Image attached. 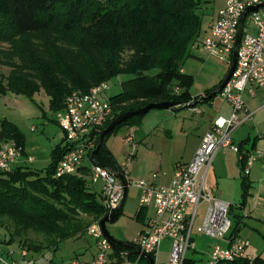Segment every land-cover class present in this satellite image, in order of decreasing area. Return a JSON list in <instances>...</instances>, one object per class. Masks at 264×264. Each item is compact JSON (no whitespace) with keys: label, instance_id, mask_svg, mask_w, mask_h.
<instances>
[{"label":"trees","instance_id":"16d2710c","mask_svg":"<svg viewBox=\"0 0 264 264\" xmlns=\"http://www.w3.org/2000/svg\"><path fill=\"white\" fill-rule=\"evenodd\" d=\"M199 5V0H0V45L18 36L58 27L76 31L91 43L89 52L82 53L83 65L64 67L55 60L54 67L53 63L38 60L30 68L36 81L31 76L11 75L7 82L0 80V95L12 91L32 98L43 88L50 98V109L58 112L65 107L66 97L73 91H89L125 75L122 92L110 99L114 115L99 136L120 114L152 102L177 101L180 104L173 110H179L193 100L195 107L204 96L191 94L194 76L184 71L183 64L193 55L190 48L201 35ZM62 9L65 12L61 13ZM64 15L66 20H62ZM219 84L206 91L205 101L214 98L209 95ZM143 117L129 118L113 131L125 124L140 125ZM111 133L93 159L117 168L119 165L105 143ZM6 139L15 140L23 147V133L17 125L4 120L0 141ZM68 149L64 139L55 148L53 162L44 173L28 166L0 171V225L10 234L8 243L18 237L23 249L40 251L41 244L26 236L30 230H36L47 236L50 248H55L61 240L84 233L94 220L105 216L102 193L93 191L89 184V166L84 165L78 173L57 175L58 164ZM242 187L239 208L244 207L251 187L248 175L243 176ZM123 205L115 212L114 219L122 212ZM240 217L234 216L233 236L241 231ZM115 242L116 248L133 251L132 241ZM137 257L129 254L130 259ZM146 264H149L147 259ZM184 264H197V260L188 257ZM230 264H264V258L261 255L241 257Z\"/></svg>","mask_w":264,"mask_h":264},{"label":"rangeland","instance_id":"374dc122","mask_svg":"<svg viewBox=\"0 0 264 264\" xmlns=\"http://www.w3.org/2000/svg\"><path fill=\"white\" fill-rule=\"evenodd\" d=\"M95 1L107 2V0ZM199 1L198 13L202 18V28L198 40L206 35L210 22L225 6L227 0ZM60 12L65 11L62 9ZM65 16L62 20H66ZM194 44L190 48L193 55L185 59L183 69L194 76L190 91L193 96H199L219 84L225 78L230 66L228 62L209 55L201 48H195ZM90 47V40L82 38L76 31L65 30L64 27L18 36L0 45V80L7 82V78L11 75L25 78L35 76L30 68L38 60L46 64L53 63L54 67L55 60L64 67L83 65L82 53L89 52ZM125 56L127 57V52ZM31 79L35 80L33 76ZM124 79L126 76L120 75L107 81L109 88L104 93V98L111 99L122 92ZM253 88L256 92L254 96L248 92L243 94L252 118L240 126L233 137L237 145L246 140L244 146L249 147L253 153H259L264 150V87ZM221 107H223L222 112ZM196 108L201 111H196ZM227 109L228 106L220 93L209 101L198 103L195 107H184L179 110L152 109L144 115L140 125L125 124L106 138V146L112 152L116 163L128 173V182L131 183L127 188L122 212L114 220L107 222V229L115 240L133 241L143 228L144 219L152 212L149 208L143 209L142 214H139L142 209V189L137 187L135 182L142 177L152 178L154 173L160 176L166 170L175 171L178 165L193 155L202 129L211 119L226 113ZM4 120L17 125L23 133L25 153L18 165L41 170L44 173V169L53 162L55 148L65 139V133L56 121V112L50 109V98L44 89H40L32 98L12 91L0 95V127ZM130 134L135 136L138 147L129 161L131 146L126 143V138ZM8 140L12 141L6 139ZM218 156L219 160L213 161L207 182L213 188L215 195L233 203V211L230 214L232 221L235 215L241 216L239 236L250 242L248 255L252 257L261 255L264 258V213L253 211L250 203L258 192L264 194V171L261 169L256 172L252 167V173L249 174L252 186L248 192L252 194L249 195L244 207L239 208L237 204L243 199L242 180L246 175L244 164L240 165L238 153L232 149L221 150ZM31 157L34 158L32 162L28 161ZM84 164L91 167L93 162L87 158ZM124 164H128V167ZM255 164L262 162L257 161ZM89 184L93 191L100 194L103 187L102 180L93 181L89 178ZM259 204L264 208L263 200L259 201ZM205 210L206 204L201 203L194 227L193 243L196 247L195 249L191 247L187 253L189 258L197 260V264H201L208 257L210 246L218 241L197 230L202 224ZM82 218L92 220L87 216ZM26 236L31 241L41 244L40 251L28 250V257L33 260L32 264H66L73 259L88 261L92 253L97 250L96 239L87 231L61 240L55 248L48 246L47 236L43 232L30 230ZM9 237L8 230L0 225V251L12 254L11 259L19 262L22 260L23 251L20 239L17 237L15 242L8 243L6 241ZM171 243V239L162 242L158 254L160 263L169 260ZM113 251L115 254V250ZM142 258L134 259L136 264H146V258ZM20 264L28 263L22 261Z\"/></svg>","mask_w":264,"mask_h":264},{"label":"built area","instance_id":"2783aa9c","mask_svg":"<svg viewBox=\"0 0 264 264\" xmlns=\"http://www.w3.org/2000/svg\"><path fill=\"white\" fill-rule=\"evenodd\" d=\"M262 3L264 0H227L210 23L206 35L194 47L201 48L231 66L241 18L247 9ZM250 86L264 87V5L257 11L247 12L236 68L220 92L230 104L231 114L214 119L192 159L177 166L169 185L159 186L144 178L135 182L142 189L141 207L153 208L154 214L145 229L132 241L133 251L139 249L150 255L154 264H184L189 249H195L194 227L199 207L205 203L203 221L197 230L218 241L203 264H230L238 258L250 257L247 253L249 240L231 233L232 203L215 195L207 182L208 171L218 150L232 149L237 152L240 160L244 161L246 175L250 174L257 161L264 160V150L259 153L245 151L243 146L236 144L233 137L234 132L252 118L243 98ZM108 88L109 83L106 81L89 91L75 90L66 97L65 107L56 112V121L65 133V144L69 145L56 173L58 176L78 173L85 165L84 161L89 158L93 162L90 178L103 181L101 193L106 214L115 210L124 196V185L113 169L121 170L128 180V173L122 166L111 168L93 159L99 132L114 115L111 100L104 98ZM250 91L255 94L254 90ZM193 102L189 100L185 105L192 106ZM196 111L201 110L196 108ZM134 137L130 134L126 138V143L131 146L129 161L138 147ZM23 155L24 149L16 141H0V171L14 170ZM28 161H34V158ZM124 166L128 167V164ZM100 221L94 220L87 230L96 239L97 252L93 259H73L66 264H136L135 260L129 258V251L116 248V242L112 243L104 235ZM165 239L172 240L170 258L160 263L159 249ZM22 261L33 263L27 249H23L22 260L19 262L0 255V264H20Z\"/></svg>","mask_w":264,"mask_h":264},{"label":"water","instance_id":"95a60500","mask_svg":"<svg viewBox=\"0 0 264 264\" xmlns=\"http://www.w3.org/2000/svg\"><path fill=\"white\" fill-rule=\"evenodd\" d=\"M263 5H264V3H262V4L258 5V6H255V7H252V8L247 9L245 11L244 15L242 16L241 22H240V27H239V32H238V38H237V42H236V45H235V48H234V52H233L232 64H231V66L229 68V71L227 72L225 78L222 80V82L219 84V86L209 95V98L215 97L217 94H219L222 91V89L225 87V85L229 82L230 78L233 75V72H234V70L236 68V64H237L238 49H239V45L241 43V39H242V35H243L244 20H245V17H246L247 12L249 10L257 11ZM205 98H206V96L202 97L201 100H204ZM179 104L180 103L177 102V101L152 102V103H149L146 106L141 107V108H139L137 110L127 111V112H124V113L120 114L100 134L99 140H98V145H97V148L95 149L93 155L98 152V150L100 149L101 145L104 143L105 137L109 133H111L116 127H118L121 123H123L124 121H126L127 119L132 118L134 116H138V115H145V114H147L152 109H173L174 107H176ZM113 171L120 178V180L122 181V183L124 185V196H123V199H122L120 205L115 210L108 212L101 219L100 224H101V228H102V231H103L104 235L112 243H115V238L109 233V231L107 229V222H109V221H111V220L114 219L115 212L117 210H119L120 207L123 205L124 198H125V196L127 194L128 182H127V179H126L125 175L123 174V172L121 170H117L116 171V170L113 169ZM130 253L131 254H134V255L141 256L143 258H146V259L149 260V264H154V259L150 255L142 252L139 249L134 250L132 252H129V254Z\"/></svg>","mask_w":264,"mask_h":264},{"label":"crops","instance_id":"0c3cea01","mask_svg":"<svg viewBox=\"0 0 264 264\" xmlns=\"http://www.w3.org/2000/svg\"><path fill=\"white\" fill-rule=\"evenodd\" d=\"M210 23H211V22H210ZM253 87H254V86H250L249 89H247V91H246V92H248L251 96H254V95L256 94V92H255V90H254ZM255 87H256V86H255ZM250 89H251V90H254L255 94H253V93L250 91ZM205 93H206V92H204L203 94H205ZM201 95H202V94H201ZM193 97H196V96H193ZM222 98H223V97H222ZM223 99H224V98H223ZM204 101H205V99H204V100L199 99V100H198V103H200V102H204ZM224 102H225V104L228 106V109H227L226 113H223V114L221 113V114H219L218 116H229V115L231 114V106H230V104H229L225 99H224ZM245 103H246V102H245ZM246 105H247V103H246ZM193 106H194V103H193L192 106H186V107H193ZM222 108H223V107H221V109H220L221 112L223 111ZM247 108H248V106H247ZM248 110H249V109H248ZM249 111H250V110H249ZM218 116H217V117H218ZM217 117H215V118H217ZM215 118L211 119L210 123H209L206 127H204V129H202V131H201V135H200V137H199V139H198V142H197V146H196V148H195L194 151H193V155L195 154V152H196V150H197V148H198V146H199V144H200V142H201V140H202V137H203V136L205 135V133L210 129L211 124H212V122L214 121ZM245 141H246V140H243L242 142L239 143V145H242L244 149L246 148L245 151H248V150H249V147H245V146H244ZM220 151H221V150H218L217 153H216V155H215V157H214L215 162H217V161L219 160V156H218V154H219ZM222 151H223V150H222ZM193 155H192L190 158L186 159V161H184L183 163H186V162L190 161V160L192 159ZM238 158H239L238 161H239V163H240V165H241V161H240V156H239V154H238ZM214 160H213V161H214ZM259 161H261L262 164H257V165L254 164V166H253V168L255 169L256 172L261 171V169H263V171H264V160L261 159V160H259ZM183 163H181V164H183ZM212 164H213V163H212ZM18 166H20V165H18ZM18 166H17V167H18ZM211 166H212V165H211ZM210 170H212L211 167H210L208 173L210 172ZM175 171H176V169H175ZM175 171L166 170V171H164L163 174L160 175V176H158V174L154 173L153 176H152V178H149V179H147V178H145V177H142V178L146 179L148 182H155V184H157V185H159V186H165V185H169V184L171 183V181H172V179H173V176H174V174H175ZM251 173H252V171L250 172V174H251ZM248 178H249V175H248ZM128 179H129V178H128ZM256 179L259 180L260 178H256ZM249 181H250V184H251V186H252V181H251L250 179H249ZM127 182H128V180H127ZM129 184H131V183L128 182V186H129ZM209 186L211 187L210 184H209ZM137 187H138V186H137ZM211 189H212V191H213V188H211ZM251 194H252V193H248L247 198H246V201H245V204L247 203L248 197H249V195H251ZM262 200L264 201V194H263V193L258 192L257 194H255V196L253 197V199L250 201V203H251V205H252V206H251V209H252L253 211H258V212H260V213H264V208L259 204V201H262ZM241 201H242V200H241ZM229 202H230V201H229ZM240 203H241V202H239V204H237V205H240ZM232 204H233V203H232ZM237 205H236V206H237ZM142 209L147 210V209H149V208H142ZM151 209H152L151 214H150L146 219H144V225H143V228L141 229V231H142L143 229H145V226H146L148 220H149L150 217L153 216V214H154V210H153V208H151ZM202 221H203V219H202ZM7 241H8V239H7ZM7 241H6V242H7ZM213 246H214V245H211V246H210L211 250H210V252H209V255H208V257H207L205 260H203V262H202L201 264H203V263L209 258ZM195 247H196V246H195ZM96 252H97V250H96L95 252L92 253V255H91L90 259H88V261H90V260L93 259V257L95 256ZM1 254L5 255L7 258L11 259L10 255H12V254H5V253H3V251H2V252L0 251V255H1ZM250 257H252V256H250ZM11 260H12V259H11Z\"/></svg>","mask_w":264,"mask_h":264}]
</instances>
